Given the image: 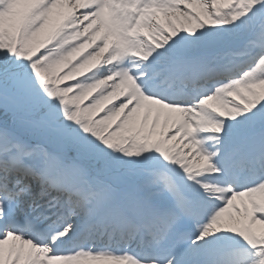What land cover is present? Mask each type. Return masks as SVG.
I'll return each mask as SVG.
<instances>
[{
	"label": "snow or ice",
	"instance_id": "6c2138e0",
	"mask_svg": "<svg viewBox=\"0 0 264 264\" xmlns=\"http://www.w3.org/2000/svg\"><path fill=\"white\" fill-rule=\"evenodd\" d=\"M0 264H264V0H0Z\"/></svg>",
	"mask_w": 264,
	"mask_h": 264
}]
</instances>
